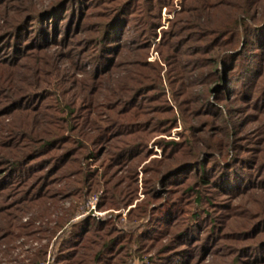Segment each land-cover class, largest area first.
Returning a JSON list of instances; mask_svg holds the SVG:
<instances>
[{"label":"rangeland","instance_id":"obj_1","mask_svg":"<svg viewBox=\"0 0 264 264\" xmlns=\"http://www.w3.org/2000/svg\"><path fill=\"white\" fill-rule=\"evenodd\" d=\"M203 1L0 0V158L58 137L0 161V264H264V2Z\"/></svg>","mask_w":264,"mask_h":264},{"label":"trees","instance_id":"obj_2","mask_svg":"<svg viewBox=\"0 0 264 264\" xmlns=\"http://www.w3.org/2000/svg\"><path fill=\"white\" fill-rule=\"evenodd\" d=\"M201 2H203L201 5L203 7L210 4L209 1L201 0ZM262 2H264V0H244L245 4H244L243 8H245V6H246L248 9H250V8H253L256 4L261 5ZM259 20H261V21L257 24L255 23V21H252L249 24L250 26L247 28V30H245L246 36H247V35H249L247 33L251 32V30L253 29V26L257 25L258 27H256V28L261 29V31L256 32L255 36L253 37L255 44H257L259 46L258 49H260L262 46H264V17L259 19ZM251 25H252V27H251ZM205 26H207V25H205ZM230 32L232 34V31H230ZM240 37L241 36L238 35L237 39H239ZM247 41H248V39L245 41V43ZM234 42H236V41H233V43ZM246 45H247V43H246ZM221 59H222V57H221ZM257 68L258 69L256 70V74L260 77V75L263 74V68H262V66L260 67V65ZM26 128H28V127H26ZM13 136L18 138L19 140L21 138L24 139V141H26V143H22V142H24L22 140V142L21 141L18 142V144H20L19 146H17V145H15V146L10 145L9 146V145H6V143H5V146L1 145L2 148L6 149V151H5V155L1 156L0 161H2L6 167H9L10 169H15L16 172H20V173L22 171L21 166H22L23 162L33 160V158L35 156H41L43 154V152L48 150V147L52 146L54 141L58 140V137L55 138V134L52 132L46 133L44 131H41L40 134L36 133V132L33 134V131L28 132L27 129H26V132H23L21 130V131H16V133H12V137ZM47 138H49V140ZM33 144H34V146H33ZM38 144H40L41 147H37ZM202 168H204V167H202ZM10 169H8V170H10ZM5 172H6V170H4L2 173H5ZM204 183H205V181H204ZM48 206H50V205H48ZM87 233H88V231H85V233L79 234L76 236L77 242L76 241H74V242H76L77 245H75L72 249V251L74 252V256L72 255V257L70 258L71 260L69 262H67V264H78L82 261L83 258H86V259L89 258V256L87 255V257H86L85 254L86 253L88 254V252H90L91 245L93 244L91 238L93 236L90 237V234H87ZM110 242L111 241H108V242L103 241V244L101 246V251L99 252L100 255L102 253H105L106 249L109 248ZM111 246H112V243H111ZM40 255L42 257V254H40V253L37 254V257H40ZM100 255L97 258H99ZM30 263L31 264H45L46 259L42 258V260H31ZM58 264H61V263L58 262Z\"/></svg>","mask_w":264,"mask_h":264}]
</instances>
